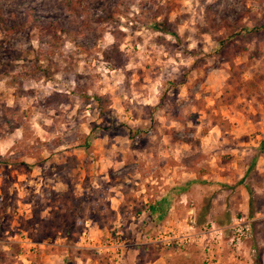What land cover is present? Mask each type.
Instances as JSON below:
<instances>
[{
	"label": "rangeland",
	"instance_id": "374dc122",
	"mask_svg": "<svg viewBox=\"0 0 264 264\" xmlns=\"http://www.w3.org/2000/svg\"><path fill=\"white\" fill-rule=\"evenodd\" d=\"M64 1L0 0V264H264V0Z\"/></svg>",
	"mask_w": 264,
	"mask_h": 264
},
{
	"label": "trees",
	"instance_id": "16d2710c",
	"mask_svg": "<svg viewBox=\"0 0 264 264\" xmlns=\"http://www.w3.org/2000/svg\"><path fill=\"white\" fill-rule=\"evenodd\" d=\"M62 7H63V9L66 11V12H68L70 15H73V16H76V15H78L79 14V10H78V8H77V4H76V2H74V1H64V2H62ZM5 26V20H4V18H3V16H2V14H1V11H0V27L2 28V27H4ZM163 30V29H162ZM164 31V30H163ZM253 31V30H252ZM252 31H250V32H252ZM101 100V97H95V101H100ZM162 202H164V201H162ZM156 206V208L155 207H151V209L153 210V212L155 211V209L156 210H158L159 209V206L158 205H155ZM256 261V264H258V261H259V259L257 258V259H255Z\"/></svg>",
	"mask_w": 264,
	"mask_h": 264
},
{
	"label": "built area",
	"instance_id": "2783aa9c",
	"mask_svg": "<svg viewBox=\"0 0 264 264\" xmlns=\"http://www.w3.org/2000/svg\"><path fill=\"white\" fill-rule=\"evenodd\" d=\"M235 226H238V223L235 224ZM246 230V229H245ZM233 234H235L237 237L235 238V241L238 242V236L241 234L240 228L233 227Z\"/></svg>",
	"mask_w": 264,
	"mask_h": 264
},
{
	"label": "crops",
	"instance_id": "0c3cea01",
	"mask_svg": "<svg viewBox=\"0 0 264 264\" xmlns=\"http://www.w3.org/2000/svg\"><path fill=\"white\" fill-rule=\"evenodd\" d=\"M165 196L163 195V197H161L162 199L164 198ZM156 205H158L159 206V203L158 204H156Z\"/></svg>",
	"mask_w": 264,
	"mask_h": 264
}]
</instances>
